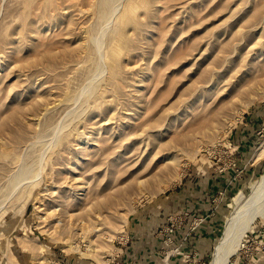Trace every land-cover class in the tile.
<instances>
[{
  "label": "rangeland",
  "instance_id": "obj_1",
  "mask_svg": "<svg viewBox=\"0 0 264 264\" xmlns=\"http://www.w3.org/2000/svg\"><path fill=\"white\" fill-rule=\"evenodd\" d=\"M103 1L0 0V150L17 145L12 164L0 155V264H33L24 244H42L49 264H102L47 234L53 221L43 212L64 208L79 212L75 226L101 217L90 247L106 264H207L233 197L264 173V0H136L116 84L108 81V37L125 0L102 18ZM123 111L146 124L132 172L143 183L128 175L127 161L74 173L92 137L106 135L94 133L102 118ZM149 134L157 141L144 154ZM180 134V167L171 162L157 175L150 169L160 144ZM84 198L93 201L86 212ZM111 198L116 205L104 212L99 204ZM70 223L53 233L73 231ZM243 241L238 264H264L263 218Z\"/></svg>",
  "mask_w": 264,
  "mask_h": 264
},
{
  "label": "bare ground",
  "instance_id": "obj_2",
  "mask_svg": "<svg viewBox=\"0 0 264 264\" xmlns=\"http://www.w3.org/2000/svg\"><path fill=\"white\" fill-rule=\"evenodd\" d=\"M24 1L26 5H29L31 2V0H24ZM48 1L50 2L52 0H48ZM116 2L117 0H104L102 2L103 4L101 8L102 18L111 15V13L114 11V4ZM136 7H137L136 0H125L123 3L122 10L120 11L119 15L116 18V22H115L116 25L109 32V37H108L109 57L106 62L107 68L109 71V76H108L109 84H116L117 80L119 79L120 69H121L120 54H121L122 46L125 43L129 42L128 41L129 33L125 30V27L129 26L131 22H134ZM83 88H81L82 90H80L82 93L79 92L80 96L81 94L84 93L83 90L85 88L84 89ZM107 89L108 88L105 86L98 91V94H97L98 99L104 98V93L107 91ZM77 97L75 96L73 99L76 100ZM55 99L56 98H54V101L51 102L52 106H55L58 102ZM110 105L111 103L106 104V106H110ZM43 108L47 109L46 106L45 107L43 106ZM23 110L25 109L23 108ZM125 111L120 112L121 114L119 113V115H116V116L110 115L108 117L102 118L100 124L96 126L95 128L96 131L94 133L101 134V132H103L106 135L104 136L100 135L98 137L94 135L92 137L91 139L92 143H90V145H93L94 147L90 150L83 152L82 153L83 156L77 158L76 160L77 166H73L72 168L74 173H76L78 171L77 169L82 167V165H85V166L93 165V164L101 165L102 163H106L108 166V169H110L111 167L119 165L123 161H127L126 171L128 172V175H132V172L136 170V168H134L135 163H137V161L139 160L138 157L141 155L140 152L137 153L135 146L137 143V139L143 134V132H146L145 131L146 127L144 126L146 124L143 122L139 123V115L134 116L133 113L125 112ZM69 112H71V110ZM88 115H91L89 116V119H91L92 117L96 115V112L92 111ZM12 119H13V116L8 118L6 122H9ZM201 120L202 119L198 121H201ZM95 123H98V122L96 121ZM208 123L209 121L199 123V126H197V129L195 130L197 134L199 135L203 134L208 128ZM101 125H105V126L101 128L100 127ZM168 125L169 126L161 129V131L163 132L164 130L165 131L170 130L169 129V127L171 126L170 122ZM1 130H2V126L0 127V131ZM161 131L159 132L158 136L162 134ZM156 136L157 135H151V134L148 135V138L150 139L151 143L150 141L147 142V147L143 150L142 153L148 152L147 150L148 146L149 145L152 146V143L154 144L157 141ZM65 139H68V136L65 137ZM74 139L76 138H71L70 141H73ZM185 139H186V136L184 134H180L178 138L172 141L173 144H171V142L168 143V141L161 143L160 145L162 147L156 152V159L154 161V165L152 166L150 170L154 171L157 175H161L163 173V167L167 166L171 162H175L176 168H178V166L180 167V165L177 164L178 160L175 159V156L178 154V151L182 149L181 146L184 144ZM106 141L109 142V144H106L105 143ZM16 148H17V145H15L14 143L13 145H8L6 147H3L0 150V155L5 156L2 158V160L7 161L8 163H11V164L13 161H16ZM82 150H86V149L82 148ZM257 150H258L257 155L263 154L264 141L261 143V145L258 147ZM139 172L132 175V177L135 178L136 184L143 183V180H144V178H142L141 176L140 177L138 176ZM24 175H25V172L20 174V176L18 177L17 183L21 179L25 178ZM175 177H179V174H177ZM37 178H40V177H37ZM73 181L74 183L75 182L79 183L80 179L77 177H74ZM17 183L15 182L14 185L16 186ZM78 185L75 184V187L79 189L83 188V186L81 185L78 186ZM166 185H164L162 189H165L168 186ZM25 191L26 192H23V194L31 193V189L25 190ZM116 194H120V192ZM26 200H27L26 198H22V200L20 201V209L24 207V203L26 202ZM83 201L84 203H82L83 205L81 209L85 212L87 209L91 210L90 205L88 204L89 203L93 204V201L92 200L87 201L86 198H84ZM58 204L62 206L63 201L60 200ZM113 205H116V203H114L113 198L108 199L105 203L99 204V206H101L102 209H104V212H107L108 209ZM59 208L61 209V207ZM46 211H44L43 214L45 215V217L47 215H50L53 221V227L48 228L45 231L47 232L48 235H51L52 239H61L63 243L65 244L66 251H72V250L77 251L79 252L81 257H88L89 259L91 258L102 264L107 263L108 259L106 258V256L99 258L96 254V250L90 247V242H92L91 237L94 236L97 231L99 232L101 230V226H100L101 217H99L98 222H95L94 224L93 222L90 221L89 219L90 217H88L89 220L87 219L86 221H82V219L80 218V220L77 221L76 223L77 226H75L70 221L71 220L70 218L73 217V215L75 217L76 216L75 214L78 215L79 212L73 214V213H70L69 210L65 208L61 209V211H56L55 209H52L51 211H49L50 214L48 212L46 213ZM114 212L116 213V210H114ZM94 215L98 216V213ZM94 218H97V217H94ZM258 218L264 219V173L259 177V179L256 182H253L251 184L250 191L248 193L244 194L240 192L233 197L232 210L224 220L222 232L219 238L217 239V243L215 244L214 249L212 250L210 260L207 264H238L237 257H238V253L240 252V250H242V247H244L243 239H244L245 233L250 229L253 222ZM66 219H68L71 223L65 222ZM46 221H47V218H46ZM69 223L73 226L72 228L73 231L68 232L66 235L61 236V237L53 233L54 230H56L55 227L57 226L62 227L64 224H65L64 226H66ZM108 223L112 224L111 221H108ZM50 229L52 230L49 231ZM108 238H109V241H111L113 236L109 235ZM21 247L23 250H27L29 252V254L31 255V261L33 264H49L48 259H47L48 257L46 255L47 251L42 246V244H38L37 247L24 244ZM234 256H236V258H233ZM15 259H16V264H18L19 260L17 258Z\"/></svg>",
  "mask_w": 264,
  "mask_h": 264
}]
</instances>
